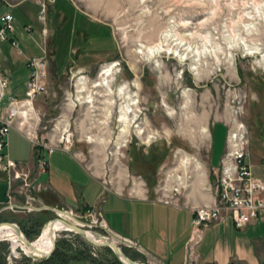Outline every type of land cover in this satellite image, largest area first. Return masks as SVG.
<instances>
[{
    "label": "rangeland",
    "instance_id": "rangeland-1",
    "mask_svg": "<svg viewBox=\"0 0 264 264\" xmlns=\"http://www.w3.org/2000/svg\"><path fill=\"white\" fill-rule=\"evenodd\" d=\"M3 12L21 26L20 48L24 39L38 54L44 40L48 54L46 91L13 125L78 156L102 182L104 197L114 191L200 204L215 193L213 168L236 126L243 125L249 161L263 158L264 0H0ZM27 24L30 34L22 29ZM109 65L108 79L100 73ZM1 69L9 81L7 94L23 97L28 71L12 81L2 64ZM129 99L135 106L128 107ZM6 103L4 97L0 110ZM131 108L136 112L125 113ZM121 114L126 121L119 120ZM200 128L207 129L204 139ZM251 171L256 175L254 163ZM53 216L47 209H8L0 212V221H14L23 232L21 225H31L24 233L33 242ZM37 218L42 222L30 223ZM81 227L95 236L107 234L99 225ZM118 245L131 259L150 264L138 247ZM11 248V240L0 238L4 264H41L49 257ZM56 249V260L43 264H121L109 247L67 229L57 232L52 253Z\"/></svg>",
    "mask_w": 264,
    "mask_h": 264
},
{
    "label": "crops",
    "instance_id": "crops-1",
    "mask_svg": "<svg viewBox=\"0 0 264 264\" xmlns=\"http://www.w3.org/2000/svg\"><path fill=\"white\" fill-rule=\"evenodd\" d=\"M19 26L15 24L13 33L18 42L17 35L22 38V32L17 33ZM1 46V64L10 74L9 79L20 78L22 69L28 71L26 58L37 54L29 50L30 45L24 39L20 54L8 40ZM35 53L39 54V47ZM5 151L26 169L36 171L37 162L29 137L16 126L8 132ZM262 160L253 163L257 169L255 176L264 179ZM215 161L213 155L211 165H216ZM253 163L250 162L251 166ZM3 174L0 171V181L6 180ZM35 178L34 183L45 186L37 196L43 205L80 212L100 204L107 227L136 242L138 250L150 264H264V209L243 229H237L230 214L223 212L220 220L202 229L200 240L189 248L192 207L212 203L213 193L200 204L191 205L165 202L160 198L131 197L114 191L104 197L102 182L92 175L78 156L61 147L50 152L45 170ZM7 188L8 184L0 192V201L6 199ZM20 198L19 195L15 197L17 201Z\"/></svg>",
    "mask_w": 264,
    "mask_h": 264
},
{
    "label": "built area",
    "instance_id": "built-area-1",
    "mask_svg": "<svg viewBox=\"0 0 264 264\" xmlns=\"http://www.w3.org/2000/svg\"><path fill=\"white\" fill-rule=\"evenodd\" d=\"M44 17L42 9L39 11L37 18L43 21ZM14 20V15L11 12L0 13V55L2 52L1 44L7 40L17 53H22L18 40L13 35L15 31ZM24 30L30 34L32 32L31 25H25ZM45 30V28H42L43 35H45ZM45 46L43 40L42 45H39L40 53L26 58L28 75L24 82L23 97L7 94L9 81L4 76L0 63V102L4 97L7 99L6 105H3L0 110V171L4 173L8 184L5 194L6 199L0 201V212L8 209L13 212H31L45 208L40 199L37 198L38 192L44 189L45 186L39 182L34 183L35 176L45 170L48 164V155L54 148L59 146H51L29 137L37 162V169L34 173L26 169L21 162L11 159L5 151L8 132L14 126L15 116L18 114L26 116L33 99L46 91L48 54ZM242 128L243 125L241 128L235 127L233 130L228 131L225 152L220 158L219 166L213 168L217 179L213 202L192 207L193 216L191 235L188 240L189 248H192L200 240L202 229L220 220L223 217V212L230 214L237 229H243L247 224L256 220L260 210L264 209V179L253 175L251 171L247 148L248 141ZM62 148L67 149L66 147ZM262 164L264 167V157ZM16 195L21 197L20 201L15 199ZM162 200L170 202L167 199ZM60 212L70 215L80 226L99 225L105 228L107 234L117 243L120 242L128 247H138L133 240L115 234L107 227L101 213L100 204L86 208L83 212L63 207L58 209V214ZM96 215H99L102 219L99 220ZM86 216L92 217L89 224L80 222V219Z\"/></svg>",
    "mask_w": 264,
    "mask_h": 264
},
{
    "label": "water",
    "instance_id": "water-1",
    "mask_svg": "<svg viewBox=\"0 0 264 264\" xmlns=\"http://www.w3.org/2000/svg\"><path fill=\"white\" fill-rule=\"evenodd\" d=\"M47 208H50L49 206H46ZM56 212L55 216L50 218L48 220L49 224V233L50 237L52 240V244L48 250H39L36 247L33 246L32 241L29 240V238L26 237L25 233L21 229V227L18 225V223L14 221H0V228L1 227H8L14 231V233L19 236L24 244L28 246L31 250L35 251L36 253L40 254L41 257H48L52 253L54 246H55V241H56V234H57V228L55 227V222L60 221L63 225L66 226L67 230L73 231L86 239L88 242H90L93 245L96 246H107L109 247L112 252L114 253L115 257L120 261L121 264H144L142 262H139L137 260L131 259L128 257L124 251L122 250L121 246L118 245L115 240L106 234H96V236H89L88 235V230L81 227L77 226L75 224L70 223L69 221L65 220L64 218H61V216L58 215L57 211L58 209L56 208H51ZM30 264H34L32 261Z\"/></svg>",
    "mask_w": 264,
    "mask_h": 264
},
{
    "label": "bare ground",
    "instance_id": "bare-ground-1",
    "mask_svg": "<svg viewBox=\"0 0 264 264\" xmlns=\"http://www.w3.org/2000/svg\"><path fill=\"white\" fill-rule=\"evenodd\" d=\"M257 51H254L253 53H256ZM252 54V53H251ZM102 76H104L105 78H108L109 76L113 75V67L111 65L107 66L106 68H104L103 70H101V73H100ZM109 79V78H108ZM109 81V80H108ZM97 84V83H96ZM101 84V83H100ZM98 85V84H97ZM95 86V85H93ZM102 86V85H101ZM97 87V86H96ZM93 100V99H92ZM90 102H93V101H90ZM124 104V103H123ZM134 100H128V107H133L135 106L134 105ZM124 107V106H123ZM122 108V107H121ZM124 109V108H123ZM123 112V111H122ZM126 112H136L135 109L131 108L130 110L128 109H125V113ZM136 117V114H133V118ZM135 119V118H134ZM120 121H126V119L123 117V115L121 114L120 115V118H119ZM128 122L131 123V120L128 119ZM130 126V125H129ZM136 127V126H135ZM242 126H236V128H241ZM143 132V130H137V134H141ZM198 135L199 136H202L201 138H205L206 137V133H207V129L205 128H200L198 131H197ZM197 167V166H196ZM197 176L199 178H203V174H202V171L199 169L198 170V174ZM61 215H65L67 216L68 218L70 219H74L72 218L70 215H67L63 212H60ZM63 218V217H61ZM65 219V218H64ZM66 220V219H65ZM68 221V220H67ZM70 222V221H69ZM72 223V222H70ZM72 224H75V223H72ZM77 225V224H75ZM79 226V225H77ZM104 226V225H102ZM55 227L57 228V231H60V230H65L66 229V226L63 225L60 221H56L55 222ZM88 235L89 236H94V234H92L91 232L88 231ZM8 238L9 240H11V245H12V248L13 250H15V248L17 247H21L23 249V251L30 255L31 257L33 258H36V257H41L40 254L36 253L35 251L31 250L28 246H26L24 244V242L22 241V239L17 236L14 231L8 227H1L0 228V238ZM33 246L36 247L37 249L39 250H48L52 244V240H51V237H50V233H49V224L47 223L43 228L42 230L40 231V234L35 238V240L32 242Z\"/></svg>",
    "mask_w": 264,
    "mask_h": 264
},
{
    "label": "trees",
    "instance_id": "trees-1",
    "mask_svg": "<svg viewBox=\"0 0 264 264\" xmlns=\"http://www.w3.org/2000/svg\"><path fill=\"white\" fill-rule=\"evenodd\" d=\"M28 220V219H27ZM46 220V219H45ZM48 220V219H47ZM39 222H42V220L40 221V219L39 218H37L36 220H34V219H32V220H30V223L31 224H39ZM22 227H25V229H24V232L25 233H27V231H25L26 230V228L27 229H29L30 230V228H31V225H29V226H26V224L24 223L23 225H21ZM27 235V234H26ZM105 249H107V248H105ZM60 253V251L59 250H54V252L47 258V259H45L44 261H42V263L41 264H43L44 262H48V263H51V262H54L55 260H56V255L57 254H59ZM126 253V252H125ZM127 254V253H126ZM118 260V259H117ZM118 262L120 263V261L118 260ZM0 264H4V261H3V258H1V256H0Z\"/></svg>",
    "mask_w": 264,
    "mask_h": 264
}]
</instances>
